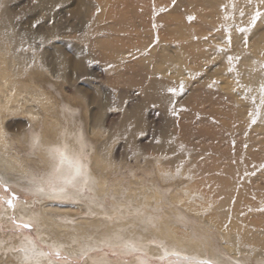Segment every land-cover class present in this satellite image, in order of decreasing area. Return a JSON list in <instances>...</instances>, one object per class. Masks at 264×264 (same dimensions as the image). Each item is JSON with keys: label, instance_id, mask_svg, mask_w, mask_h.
Listing matches in <instances>:
<instances>
[{"label": "bare ground", "instance_id": "obj_1", "mask_svg": "<svg viewBox=\"0 0 264 264\" xmlns=\"http://www.w3.org/2000/svg\"><path fill=\"white\" fill-rule=\"evenodd\" d=\"M13 1L0 0V177L27 183L46 200L39 208L21 201L11 217L10 209L1 212L4 224L13 225L18 218L36 225L38 240L26 233L12 241L0 239V264H59L41 244L76 256L94 252L86 264H144L141 252L151 257L187 256L181 264L199 259L250 264L231 254L232 246L223 251L213 250L209 242L204 245L186 222L198 217L219 227L222 219L223 236L235 241L241 209L252 204L253 193L262 195L256 193L259 184L251 180V173L264 166V131L258 132V126L248 129L237 84L226 80L237 74L254 84L263 76L257 57L264 49V27L252 31L248 55L235 35L231 49L218 52L215 44L223 39L215 18L220 16L224 26L233 14H251V7L242 0H99L104 13L97 19L75 9L79 22L70 30L82 31L83 45L70 55L57 50L49 60L38 42L60 33L63 24L56 20L42 35L20 21L22 16L10 6ZM62 1L36 0L26 13L40 9L51 15ZM167 7L169 14L162 13ZM193 14L197 20L189 22ZM149 28L161 29V45L139 56L137 51L154 39L145 33ZM238 55L242 60L226 74V58ZM92 62L112 64L107 82L117 94L105 87L91 96L80 88V108L50 76L80 78L92 74ZM205 64L209 67L203 73ZM167 71L190 77L181 82ZM213 77L219 82L207 90ZM109 108L118 112L114 126L101 131ZM152 110L159 112L156 119ZM262 121L258 125L264 128V115ZM146 132L148 141L141 142L139 136ZM199 137L205 140L196 141ZM119 139L125 155L111 153ZM9 141L19 145L9 147ZM231 142L233 148L225 144ZM22 147L25 153L19 155ZM60 153L65 157L62 163ZM77 164L86 171L87 184L83 178H76L74 185L60 184L75 176ZM49 181L66 187V192L52 195ZM81 186L86 191H80ZM209 187H216V193L209 195ZM65 200L70 202L61 203ZM61 210L66 212L57 213ZM258 243L256 252L262 254L264 240ZM105 246L135 258L111 261L104 253L97 255Z\"/></svg>", "mask_w": 264, "mask_h": 264}, {"label": "rangeland", "instance_id": "obj_2", "mask_svg": "<svg viewBox=\"0 0 264 264\" xmlns=\"http://www.w3.org/2000/svg\"><path fill=\"white\" fill-rule=\"evenodd\" d=\"M88 1H90L92 5V7H90L89 9L87 8ZM161 2L164 3L163 1ZM223 2L220 5L221 6L220 9L222 10H224L226 7L225 3ZM236 2H239V0ZM242 2L243 4H245L246 7L248 6L251 7V14H249L250 10L248 11V13L241 11L239 13L233 14L232 17L228 19L227 24L224 26L222 25L223 22L221 21L220 16H217L215 18L216 31L221 32L223 34L222 40L220 41L218 40V42L215 41V44L217 45L216 47L218 48L217 49L218 52H221L222 50L226 48L231 49L234 44V35H235L239 39V42L241 43L242 48L245 51L244 55L250 54L251 53L250 48H251V43H252L251 40H253V33H254L252 31L257 29V27H259L260 29L264 27V21H261L264 18V3H261V0H242ZM35 3H36V0H14L10 4V6H12L15 12L20 14L19 16H22L20 20L21 22H23L25 25L31 26L33 30L35 29L34 31H39V33L40 34L42 33V35L47 30L45 29V27L49 28L53 26L56 20L59 22L61 21L64 28H62V31L60 33L55 34V36L53 37H49V39L47 38L45 42H40L41 39L40 41L38 40L40 42V43L38 42V46L40 45L39 46L40 48L47 49L48 56L50 57L49 60L54 59V56L57 50L63 49L64 51L67 52L68 55H70L76 52V50L78 49L80 45H83V43L81 42L82 31L77 32V31L70 30L71 26L76 25V23L78 24L79 22V17H77L78 14L76 10L80 11V13L82 14L90 15L94 19L95 18L97 19L98 17L101 16L102 13H104L101 7L102 5L99 0H83V1L82 0H64L55 8L53 12L54 14L53 13L51 15L49 14L50 16L47 13L42 12V10L40 9H35L33 12L26 13V10H28V7L33 6ZM161 6H164V5L162 4ZM117 8L120 10L121 9L123 10V5H120V6L118 5ZM86 10L87 12H85ZM168 10L169 8L167 7V9L162 10L163 11L162 13L169 14ZM257 12H260L261 16L259 19L255 21V25L253 27H250L252 18ZM188 17H189V22H195L197 20L194 14L189 15ZM148 18L150 17L148 16ZM260 21H261V24H259ZM42 26L44 27L43 29H42ZM40 27L41 29L39 30ZM241 28H244L245 31L244 32L239 31V29ZM126 32L133 34L131 30H127ZM161 32H162L161 29H158V28H153V29L149 28V30L145 32L148 35H152L154 39L147 48L141 51L136 50L139 56H145V55L147 56L148 54H151V50L154 49L155 46H158L159 44L161 45V40H160ZM207 38L208 36L204 37L205 40H207ZM197 39L198 38L196 37L194 40L197 41ZM245 39H246V43H245ZM229 40H230V43H229ZM170 48L172 49V46H170ZM208 53L209 54L212 53L213 56H216V54H214L212 50H210V52ZM230 57H234V56H230ZM237 57L240 58L238 61L236 59L229 60L228 58H226V61H225L226 63L224 65L226 66V68L224 69L226 74L234 71L237 62L242 60L243 55H238ZM257 59L260 62L259 71L261 73H264V49H262V52L258 55ZM111 66L112 64L103 65L100 63L92 62V68H91L92 74H87L80 78H76L75 76L71 77L69 74L66 79H62L59 76H56V77L50 76L49 72H47L48 73L47 75H49L52 79L57 80L60 86H63L65 93H67V95L70 96L69 98L71 102L72 101L73 103L77 102L78 107L83 108L81 107L82 105L81 100L76 94V91H78V89L80 88H83L85 90L87 89L88 92L91 93V96L97 95L98 93L101 92V88H105V87L110 89L112 93L117 94V92H115V90L107 82L110 76L108 74V70H110ZM208 67L209 66L205 64V66L202 67V72L203 73L206 72L208 70ZM199 74H200V71L198 72V76H200ZM166 75H172L173 77L178 78L179 81L181 80V82L184 79L190 77L188 76V73L183 74V75L180 74L179 76H174L173 74H170V71H167ZM216 80L217 78L213 77L210 83L207 84L206 86L207 90H214L212 86L217 81L219 82V79L217 81ZM226 81H230L231 83L237 84L236 92L240 94L241 104L243 108L246 110V119L249 120L248 129H251V127L253 126H258V130H257L258 132L264 131V128L263 127L261 128V126L258 125V124L263 123L262 119L264 115V105L261 103V92H260V87L262 84H264V74L263 76L258 77L256 81L254 82V84H250L247 78H243L241 76H238L237 74L235 75L234 79L228 78ZM222 87L224 88V90H227L225 84H222ZM219 88H220V85L216 87V89H219ZM214 102L217 103V100ZM205 106L207 107L206 104H204V107ZM216 107L218 108L219 105H216ZM117 113L118 112L116 108L108 109V112L104 116V119H103V122L100 128L101 131L102 130L108 131L114 126L115 122L113 121V117ZM151 114H153L154 116V117L152 116V119L153 118L156 119L159 115V112L152 110ZM176 117H178V115H176ZM178 121L179 120L177 119V122ZM154 122H153V125H154ZM89 128H91V130L88 129V132L89 131L91 132L93 130L92 126H90ZM151 133H153V130L150 131V134ZM147 134L148 133L146 132L145 134L140 135L139 140L141 142L146 143L148 141ZM103 139H105V137H103ZM204 140L205 139L199 137L197 138L196 141L200 142ZM211 140L212 139H210V141L207 140V142H212ZM14 142L9 141L7 142V144L9 145V147H12V146L15 147L16 145L17 146L19 145L18 142H15V143ZM225 144L226 145L231 144L232 148L235 145L233 142L225 143ZM243 148L247 149L248 145H243ZM113 149H114V152L111 151L112 154L116 153L117 155H122V154L125 155L123 153L124 151L123 150L124 149L123 140L122 139L117 140L113 144ZM129 149H131V147H129ZM256 151L262 152V149L260 147H257ZM232 152H234V150ZM24 153H25V148L22 147V151H20L19 155H24ZM209 153L211 152H207V155ZM129 157H131V155H129ZM260 168L262 169L261 172L254 170L251 173V177H252L251 180H255L256 182H258L259 184L258 191L260 192L257 191L256 193H261L262 195H259V194L255 195V193H253L250 196L251 199H253L250 203L254 205L252 206V204H250V206L247 205L246 207L241 209L240 218L238 219V226L240 228L236 232L235 241H232V239L230 238L227 239L223 236L221 225L223 224L224 220L222 219L219 221V224H220L219 227L209 225L198 217L188 218L186 222L187 226L189 228H192L195 238L200 240L204 245H206L207 242H209L213 250L220 248L223 251H224L223 249L224 247L232 246L233 250L228 249L229 252L233 254L234 256H237V258L239 257L246 258L250 264H264L263 263L264 262V252L262 254H259L256 252L257 251L256 248H260L258 245L259 244L258 241L264 240V195H263L264 194L263 192L264 191V176H263L264 166ZM0 180L3 181V183H0V229H1L0 239H5L6 241H12L14 240L15 235L26 233V235L29 234L30 236L38 240V237L36 235L37 233L36 225L30 223L32 224V227L30 229H26L23 227V224L29 223V222L27 221L22 222L18 218H14L13 225L4 224L2 222L3 216L1 215V212H3L6 209H10L11 214L9 216L11 217L14 214L12 212L16 209L17 203L21 201H25L26 203L34 202V207L39 208V203L45 201L46 198H39L38 195L31 192L29 190V187L27 186V183L22 185V184H19L14 179L5 180L1 177H0ZM4 185H7V188H5ZM206 191L210 192L209 195H213L216 193L217 189L216 187H213V188L209 187ZM10 199L12 200L14 207L10 206L7 203V201ZM53 201L56 203L55 200ZM67 202H70V201L65 200L64 202H61V203L65 204ZM62 209H66V208L62 207ZM63 211L64 210L57 211V213L60 214ZM253 219H257L258 221L252 222ZM228 225H229L228 223L225 224L226 227ZM10 235L12 238L9 237ZM41 245L44 248H46L47 251H49L50 257L59 264H86L88 261L89 255L94 254V252H91L88 255L76 256V255L69 254L68 252L64 251L62 248L51 250L49 245L47 244H41ZM207 250L209 251L210 249H207ZM57 251L60 253L59 258H57V256L55 255ZM101 253H104L111 261L122 260L125 262H130L132 258H135V255L125 256L120 252L113 251L108 246H105L103 249L97 250L96 252L97 255L98 254L100 255ZM139 254L144 256V258L146 259L145 262H143L144 264H181L182 261L185 260L173 254L166 256V257H153V256L151 257L143 252Z\"/></svg>", "mask_w": 264, "mask_h": 264}, {"label": "snow or ice", "instance_id": "obj_3", "mask_svg": "<svg viewBox=\"0 0 264 264\" xmlns=\"http://www.w3.org/2000/svg\"><path fill=\"white\" fill-rule=\"evenodd\" d=\"M261 3H264V0H261ZM241 14H243V13H241ZM260 16H261L260 12H257L253 16L250 27H253L255 25V21L257 19H259ZM239 31L244 32L245 29L241 28V29H239ZM229 43H230V40H229ZM245 43H246V39H245ZM228 59L229 60L236 59L238 61L240 58L239 57H228ZM230 70H232V69H230ZM260 92H261V103L264 104V84L261 85ZM253 122H255V121H253ZM36 144H38V138L33 141V146L34 147L36 146ZM60 157H61V163H62L64 158H65L63 153H60ZM76 178H83L85 184H87V181L89 179L86 171L83 169V166H81L79 164H77V166H76L75 176L72 177L71 179H63V180H61L60 184H62V185H74V181H75ZM0 183H3V181L0 180ZM4 186H5V188H7V185H4ZM48 189H49V192L52 195H54V196H61V195H63L66 192V187H64V186L57 187L55 185V183L52 182V181L48 182ZM79 190L83 192V191H86V188L84 186H81V188ZM38 191L39 192H44L45 189L44 188H39ZM14 198H15V196H14ZM7 203L10 206L14 207L11 199L8 200ZM23 227L26 228V229H30L32 227V224L24 223ZM32 251L34 252L35 249L33 248ZM55 255L57 256V258L60 257V253L58 251L55 253ZM173 255L178 256L179 254L178 253H173ZM184 259L185 260H189V258L187 256H185ZM191 264H219V262L215 261V260H212V259H199V260L192 261ZM236 264H239V261H237Z\"/></svg>", "mask_w": 264, "mask_h": 264}]
</instances>
